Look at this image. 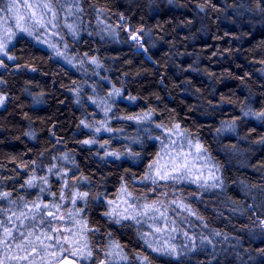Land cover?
<instances>
[{"label":"clouds","instance_id":"1","mask_svg":"<svg viewBox=\"0 0 264 264\" xmlns=\"http://www.w3.org/2000/svg\"><path fill=\"white\" fill-rule=\"evenodd\" d=\"M0 264H264V0H0Z\"/></svg>","mask_w":264,"mask_h":264},{"label":"trees","instance_id":"2","mask_svg":"<svg viewBox=\"0 0 264 264\" xmlns=\"http://www.w3.org/2000/svg\"><path fill=\"white\" fill-rule=\"evenodd\" d=\"M209 43H212V41H209Z\"/></svg>","mask_w":264,"mask_h":264}]
</instances>
